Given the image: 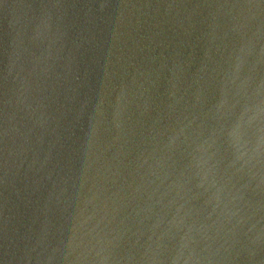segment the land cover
Returning <instances> with one entry per match:
<instances>
[{
    "label": "water",
    "instance_id": "water-1",
    "mask_svg": "<svg viewBox=\"0 0 264 264\" xmlns=\"http://www.w3.org/2000/svg\"><path fill=\"white\" fill-rule=\"evenodd\" d=\"M0 264H264V0H0Z\"/></svg>",
    "mask_w": 264,
    "mask_h": 264
}]
</instances>
